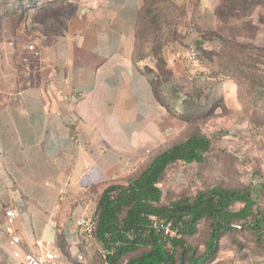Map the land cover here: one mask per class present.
<instances>
[{
  "label": "crops",
  "instance_id": "crops-1",
  "mask_svg": "<svg viewBox=\"0 0 264 264\" xmlns=\"http://www.w3.org/2000/svg\"><path fill=\"white\" fill-rule=\"evenodd\" d=\"M143 6L71 0L30 9L23 24L11 18L3 26L0 264H14L1 249L11 208L25 249L47 240L59 248L60 264H100L101 247L85 241L75 222L95 213L105 187L134 177L145 149L161 138L163 108L134 59Z\"/></svg>",
  "mask_w": 264,
  "mask_h": 264
},
{
  "label": "rangeland",
  "instance_id": "rangeland-1",
  "mask_svg": "<svg viewBox=\"0 0 264 264\" xmlns=\"http://www.w3.org/2000/svg\"><path fill=\"white\" fill-rule=\"evenodd\" d=\"M2 1V9L10 13L9 18L0 22V38L7 21L12 18L23 24L28 16V10L20 12L12 8L15 0ZM66 1L71 0L38 2L45 8ZM213 1L214 6L202 8L199 0H190L188 6H178L174 0H143L152 13L148 19L142 16L137 25L134 59L153 81L164 106L172 103V97L183 100L193 96L195 110L185 113L180 101L174 104L176 111L161 106L164 112L160 120L161 138L145 149L133 176L171 145L201 134L211 143L204 160L199 164L177 163L166 171L159 184L162 204L194 197L211 187L248 188L256 208L263 211L264 32L255 22L260 10L252 14L256 30L230 42L243 47L230 48L232 45H224L212 36L213 33L227 36L231 28L223 29L213 16L216 6ZM37 12L38 9L33 11ZM192 52L197 53L195 62L190 59ZM229 58L239 63L230 62ZM248 58L259 63L248 64L249 68L246 64L241 66L244 61L248 63ZM239 68L243 71H238ZM206 242V225L186 239L195 257L203 254ZM181 262L189 264L186 260ZM204 264H264V240H258L248 229L227 232L220 239L215 256Z\"/></svg>",
  "mask_w": 264,
  "mask_h": 264
},
{
  "label": "trees",
  "instance_id": "trees-1",
  "mask_svg": "<svg viewBox=\"0 0 264 264\" xmlns=\"http://www.w3.org/2000/svg\"><path fill=\"white\" fill-rule=\"evenodd\" d=\"M38 1L15 0L12 8L20 12L39 9L42 3ZM215 1L213 16L223 29L231 27L227 36L212 34L224 45L237 49L243 47L230 42L250 34L249 30H256L252 14L257 9L260 12L255 22L264 32V0ZM2 2L0 0V22L10 13L6 8L2 9ZM143 9L142 16L148 19L152 9L145 6ZM229 59L237 62V59ZM248 59V63L244 61L241 66L246 64L249 68L248 64L256 65L258 62ZM240 68L238 71H243ZM150 85L160 106H169L176 111L174 104L180 101L185 113L195 110L193 96H186L183 100L172 97V103L164 106L152 80ZM210 146L206 136L190 135L154 156L125 184H110L104 188L96 200L94 213V238L102 251L100 264H183L181 260L189 264H204L215 256L219 241L227 232L248 229L256 234L258 240H264V210L256 208L248 188L211 187L197 192L194 197H182L167 205L162 204L159 184L166 171L177 163H201ZM237 205L240 206L238 209L235 208ZM202 225L207 227V242L203 254L195 257L186 239L196 235ZM167 226L174 232V237L164 234Z\"/></svg>",
  "mask_w": 264,
  "mask_h": 264
},
{
  "label": "built area",
  "instance_id": "built-area-1",
  "mask_svg": "<svg viewBox=\"0 0 264 264\" xmlns=\"http://www.w3.org/2000/svg\"><path fill=\"white\" fill-rule=\"evenodd\" d=\"M27 49L35 51L34 45H29ZM190 59L195 62L197 60V54L192 52ZM17 217L18 210L16 208L4 211V218L7 222L4 228L6 245L1 246V249L9 256L11 262L14 264H60L61 252L52 241H35V251L27 250L23 247L21 237L11 224ZM75 224L82 238L88 243L93 244L95 242L94 234L96 230L94 213L79 216ZM164 234L169 237H174L175 235L169 226L165 227ZM79 259L81 260L82 258L79 257Z\"/></svg>",
  "mask_w": 264,
  "mask_h": 264
}]
</instances>
